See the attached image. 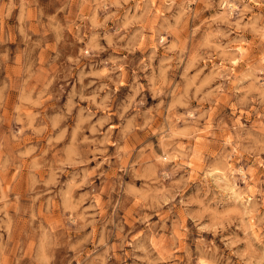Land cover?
<instances>
[{"label":"rangeland","instance_id":"374dc122","mask_svg":"<svg viewBox=\"0 0 264 264\" xmlns=\"http://www.w3.org/2000/svg\"><path fill=\"white\" fill-rule=\"evenodd\" d=\"M0 264H264V0H0Z\"/></svg>","mask_w":264,"mask_h":264}]
</instances>
